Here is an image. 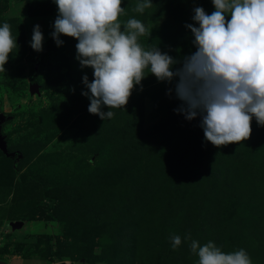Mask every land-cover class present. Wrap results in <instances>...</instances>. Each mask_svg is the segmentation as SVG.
<instances>
[{
	"label": "rangeland",
	"instance_id": "obj_1",
	"mask_svg": "<svg viewBox=\"0 0 264 264\" xmlns=\"http://www.w3.org/2000/svg\"><path fill=\"white\" fill-rule=\"evenodd\" d=\"M138 2L123 0L119 19L144 23L151 32L139 43L181 67L197 50L186 25L198 27L194 8L210 15L212 0H151L143 13ZM57 15L54 0H0V26L17 43L0 72V134L15 152L0 151V264H198L192 240L264 264V126L253 117L249 139L216 147L199 115L178 111V77L158 81L147 69L124 108L101 120L81 94L82 77H94L78 41L52 38Z\"/></svg>",
	"mask_w": 264,
	"mask_h": 264
},
{
	"label": "clouds",
	"instance_id": "obj_2",
	"mask_svg": "<svg viewBox=\"0 0 264 264\" xmlns=\"http://www.w3.org/2000/svg\"><path fill=\"white\" fill-rule=\"evenodd\" d=\"M54 3L58 15L52 38L58 46L63 43L61 35L76 39L81 67L93 69L92 82L87 75L82 77L88 91L81 94L89 98L90 114L111 119L110 109L124 108L147 69L158 81L171 83L178 77L175 95L182 101L178 111L187 120L199 115L204 138L216 147L249 139L253 117L264 126V0H212L215 10L210 15L202 7L194 8L192 19L199 26L186 27L194 35L197 50L175 70L173 57L157 47L146 50L139 43L140 37L151 32L144 23L119 19L125 13L123 0ZM152 6L151 0H141L134 11L143 13ZM42 41L40 26L35 25L30 46L39 52ZM15 48L11 26L4 23L0 26V72H5ZM104 107L109 110L103 111ZM171 239L173 249L182 242L178 235ZM190 249L198 256V264H252L244 249L225 254L211 241L201 246L192 240Z\"/></svg>",
	"mask_w": 264,
	"mask_h": 264
},
{
	"label": "water",
	"instance_id": "obj_3",
	"mask_svg": "<svg viewBox=\"0 0 264 264\" xmlns=\"http://www.w3.org/2000/svg\"><path fill=\"white\" fill-rule=\"evenodd\" d=\"M29 91L31 92H36L37 91V85L35 83H31L29 84ZM6 117L2 116L0 114V123L5 119ZM0 151L2 152L3 155L7 156V157H12L15 152L13 151H8L6 148V144L5 141L3 139V135L0 134Z\"/></svg>",
	"mask_w": 264,
	"mask_h": 264
},
{
	"label": "crops",
	"instance_id": "obj_4",
	"mask_svg": "<svg viewBox=\"0 0 264 264\" xmlns=\"http://www.w3.org/2000/svg\"><path fill=\"white\" fill-rule=\"evenodd\" d=\"M6 264H39V263H36V261L34 260L31 261L30 259L16 258V259H8Z\"/></svg>",
	"mask_w": 264,
	"mask_h": 264
}]
</instances>
